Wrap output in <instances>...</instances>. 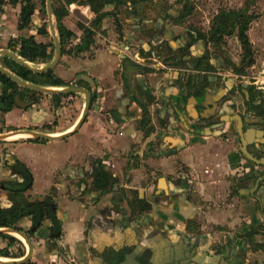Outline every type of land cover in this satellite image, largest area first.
Wrapping results in <instances>:
<instances>
[{"label":"crops","instance_id":"obj_1","mask_svg":"<svg viewBox=\"0 0 264 264\" xmlns=\"http://www.w3.org/2000/svg\"><path fill=\"white\" fill-rule=\"evenodd\" d=\"M3 1L0 50L19 57V46L13 52L7 49L8 42L30 35L37 43L50 42L41 0H16L15 5ZM81 1L67 7L68 15L62 22L72 33V39L79 43L82 31L77 24L89 26L97 15L102 16L97 28L92 29L94 43L85 53L72 50L61 55L53 71L64 86L46 88L76 87L88 91L94 101L84 122L74 130L84 107V96L79 93L22 91L23 100L31 106L24 110L13 107L2 115L0 134L7 135L3 149L12 160L24 164L33 178L32 187L24 196L32 199L50 195V206L61 222V233L56 239L50 235L48 221L27 238L32 247L29 261L33 264H111L109 255L120 262L136 245L133 252L144 258L143 264L168 262L174 242L157 238L139 242L136 229L150 226L152 232L158 231L157 211L164 209L153 200L161 193L170 194V188L183 200L185 195L191 197L188 207L182 208L199 221L197 228L200 227L201 236L207 239L202 246L204 251L208 252L212 245L217 248L223 245L218 242L220 232L231 237L229 233L245 227L263 228L264 182L251 191L255 180L243 177L242 172L248 169L231 138L222 140L192 133L179 122L182 117L191 126L196 119L194 99L184 84L189 74L191 80H197L198 76L174 67L190 26L185 21L181 26L170 21L178 14L169 4L172 0H167L165 5L161 0H136L118 6L109 0L97 12L92 3ZM192 1L186 0L180 9L188 3L193 6V13ZM27 4L33 7L28 13L29 23L25 29L18 30L20 12ZM52 21L55 29L54 16ZM43 24L48 36L36 34ZM197 47L203 49L201 43L188 46L184 67L188 68ZM28 64L34 68L44 66ZM83 76L90 82L84 81ZM144 106L152 128L148 135L138 127ZM28 132L68 136L62 140L35 142L32 139L37 138ZM13 136L19 138L12 139ZM100 173L107 174L109 186H93V180ZM170 177L171 185L167 179ZM185 177L189 182L186 193L181 191L184 185L179 184V178ZM15 180L19 178L4 164L0 154V182ZM174 180L177 185L172 184ZM137 199H144L148 207L140 205V210L132 209ZM166 203L172 212L170 207L176 201ZM7 204L6 192L0 188V205ZM19 227L28 231L31 221L25 219ZM258 239V243H263L264 235ZM17 240L21 244L15 242L8 249L15 258L0 257V264H19L17 261L26 255L25 242ZM244 245L241 239H234L229 249L224 250L225 263L234 264L245 251L244 264H249L251 258L254 264H264V250L254 251L251 245L249 248ZM7 246L8 238L0 236V250Z\"/></svg>","mask_w":264,"mask_h":264},{"label":"flooded vegetation","instance_id":"obj_2","mask_svg":"<svg viewBox=\"0 0 264 264\" xmlns=\"http://www.w3.org/2000/svg\"><path fill=\"white\" fill-rule=\"evenodd\" d=\"M127 3L130 2L122 0L121 5ZM181 10H183V7ZM180 11L175 19L171 18L170 20L176 26H181L186 19L184 18L180 23L177 22L180 17ZM133 19H135V16ZM114 22L118 28L117 21L114 20ZM208 24L210 26L206 28L204 32L190 27L186 29L187 40L184 48L180 49L179 61L174 64V67L177 68L178 71L184 73L192 72L198 76L197 80H191L189 74L187 80H185L184 88L188 90V94L191 96V99H194L193 101L196 105L195 110L197 116L194 121L203 124V127L200 128V133L207 134L211 138L222 140H227L228 137L231 138L230 141L232 145L236 147L238 156L244 160L247 166L246 168L248 169V172H242L243 177L253 175L255 177L254 180H256L258 177H264V164L258 165L246 158L242 153V141L245 142L247 152L254 159L257 161H264V62L258 61L255 58L256 51L253 48L254 42L252 39L253 36L250 33V25L245 32L246 38L243 43L238 39L236 32L229 36H223L219 42H215L218 40L211 39V37L207 35L210 31L211 21ZM196 32L205 33V40L198 39ZM229 40H234L236 43L237 51L235 57H232V54L227 49ZM80 42L76 43L75 46L80 44ZM198 43L202 44L203 49L200 50L197 47L195 51H193V59L190 58L192 60L189 61L188 68L184 67V64L188 61L186 58L189 55V53H187L188 46L197 45ZM199 78H202V82ZM16 95L20 97L22 102L29 103L23 100L20 93L15 94L14 97ZM3 103L2 88L0 87V108L3 106ZM13 107H17L15 103ZM2 115L3 113L0 111V121L2 120ZM1 156L4 164L9 167L11 172L13 171L15 176H17V171L9 154L3 150ZM84 177H86V175ZM96 177L97 178L92 182L93 186L99 185V174H97ZM167 179L171 185L172 178L170 177ZM179 182L180 185H184L181 191L186 193V185L189 186L187 177L183 179L179 178ZM176 183L177 180H174L172 184L177 185ZM173 190L174 189L171 190L170 188L168 189L170 194L165 195L161 193L156 197L157 200H153L157 201L159 206H161L160 208L164 209L157 211L158 219L156 221V229L158 231L152 232L150 226L136 229V233L138 231L137 235L139 236V242L142 239L147 240L149 238H157L158 240L166 239L171 244L174 242L173 244H175V246L172 249V257L164 264H226L227 253L224 252V250L226 248L229 249L234 239H241L245 243L244 246L248 245L249 248V244L244 238L246 233L250 231H259V234L253 236L255 243L259 242L258 237L260 238L261 235H264V227H260L262 229H248L245 227L241 230L229 233L232 235L231 237L230 235H224L220 232L218 242L223 245L220 248L212 245L208 253L202 249L207 239L201 236L202 232L200 227L197 228V222L199 221H197L196 218H191L189 210L184 211L182 208V206L184 207L185 205V207H188L191 197L185 195L183 200V197ZM144 199L151 198L146 197ZM144 199L143 201L142 199L139 201L137 199L136 205H131L132 209H139L140 205L148 207ZM173 200L176 201V204L170 207L172 208V212H170L168 211L170 204L166 202L171 201L173 204V202H175ZM161 202H165L166 204L163 203L160 205ZM142 209L143 208H141V210ZM177 226L179 227L177 228ZM135 247L136 245L132 247L131 251L133 258L137 263L143 264L144 258L135 256L133 252ZM129 253L130 252L127 254ZM245 255L246 252L243 251V257L241 256V258L239 256L234 264H244ZM131 262L133 261L131 260Z\"/></svg>","mask_w":264,"mask_h":264},{"label":"trees","instance_id":"obj_3","mask_svg":"<svg viewBox=\"0 0 264 264\" xmlns=\"http://www.w3.org/2000/svg\"><path fill=\"white\" fill-rule=\"evenodd\" d=\"M61 2L59 6L53 7L52 14L55 20V29L60 44L61 55L70 54L72 50H75L77 53H85L89 50L90 46L94 43L95 32L93 28L101 22L102 16H96V19L92 21L89 26H84L82 24H77L80 31H82V36L80 39V44L73 46V48H66L67 45H70L72 40V33H70L66 27L63 25V19L68 15L67 7L73 3H82L81 0H58ZM114 1L116 5H121L122 0H111ZM128 2H133L136 0H127ZM93 4L95 11L103 5V3L109 2V0H86ZM8 3L15 5L16 0H8ZM246 7L244 9H219L217 14L211 20L210 31L207 34L211 39H217L219 42L223 36L232 35L236 32V35L240 41L245 42V32L249 28L250 23L255 20V15L249 13V9ZM4 4L3 0H0V7ZM41 9L43 14L45 12V0H41ZM193 7L189 6L186 3L183 6L182 12H180V17L177 22H182L184 18L192 14ZM33 10V7L27 4L22 8L19 16L18 30H23L29 23L28 13ZM36 34L42 36H48L46 30V24L40 26L36 31ZM198 39L205 40L206 34L201 32H196ZM19 46L17 55L23 59L25 62L33 64H48L52 61L54 57V45L53 41L49 43H37L33 35L27 37H19L18 39H10L7 45V49L15 52V47ZM2 66L4 69L11 72L18 79L37 85L40 87H62L64 82L60 80L55 74L53 69L45 73L34 74L29 72L23 66L17 64L13 60L7 57H1ZM181 63V62H180ZM146 70V69H145ZM144 70V72H145ZM149 72V70H146ZM81 82V81H80ZM0 87L2 88V98L4 100L3 106L0 108V111L4 114L10 111L13 106L14 95L20 93L23 97L22 91L26 93H34L28 89H22L12 82L7 76L0 73ZM22 89V90H20ZM72 94V93H67ZM60 94V95H67ZM56 95V96H60ZM91 97V104L93 102ZM139 129H142L144 135H148L152 128L150 127L149 113L146 106L142 108V118L138 122ZM35 142L42 141L39 139H32ZM14 167L17 171V176L19 180L15 181H3L0 182V188L6 192V199L8 204L6 207L0 205V228L2 229H11L15 232L21 233L27 238H29L39 227L45 222L48 221L51 225L49 227V232L51 237L56 239L61 233V222L56 217L55 209L50 206L52 203L51 196H40L30 199L25 197V193L29 191L32 187V176L26 167L16 161L12 160ZM245 179L254 180L253 175L245 176ZM99 186L105 187L109 186L108 176L105 173L99 174ZM107 189V188H106ZM105 189V190H106ZM25 219L31 221V229L28 231L23 230L19 227V223ZM259 234V231H250L244 235V238L247 240L248 244L252 246L254 251L264 250V243H255L253 236ZM1 237L8 238V246L3 250H0V257L5 258H15L12 253L8 251L15 242L21 244L19 240L13 238L9 235L0 234ZM24 253H21L20 256H23ZM25 264H33L30 261Z\"/></svg>","mask_w":264,"mask_h":264},{"label":"water","instance_id":"obj_4","mask_svg":"<svg viewBox=\"0 0 264 264\" xmlns=\"http://www.w3.org/2000/svg\"><path fill=\"white\" fill-rule=\"evenodd\" d=\"M45 9H46V15H47V24L49 26V33L51 35L52 41H53V45H54V57L52 59V61L40 68H34L32 66H30L27 62L23 61L21 58L17 57L15 54L7 51V50H0V56L2 57H7L11 60H13L14 62H16L17 64L23 66L24 68H26L29 72L34 73V74H41V73H45L49 70H52L58 63L60 60V56H61V50H60V44L58 41V37L56 36L55 33V29H54V25H53V21H52V10H53V6H52V0H45ZM31 14V13H30ZM134 17V16H133ZM0 73L7 76L12 82H14L17 86L24 88V89H28L30 91L33 92H38V93H44V94H54V93H58V92H64V93H79L82 94L84 96V107H83V112L81 115L80 120L78 121L77 125L75 126L74 130L78 129L81 124L84 122V119L86 117V114L90 108V94L88 93V91L81 89V88H76V87H66L62 90H53V89H49L46 87H40L37 85H33L27 82H24L20 79H18L17 77H15L11 72H9L8 70L4 69L3 67L0 66ZM84 79V81H88L90 82V79L83 76L82 77ZM14 103L15 105L19 108V109H27L29 108L31 105L29 103H24L20 100V97L18 95H16L14 97ZM194 121V120H193ZM179 122L182 124L183 127H185L186 129H189L192 133H200V128L203 127L202 123H197V121H194V124H192L190 126V121L185 120L182 117H179ZM193 129H192V128ZM74 132V131H73ZM28 134L32 137V138H37V139H41V140H62L64 139L66 136H68V134L62 135V136H58V137H50L47 136L45 134H41V133H33V132H28ZM6 139V135H0V141L1 140H5ZM245 142L242 141V153L246 156V158L248 160H250L253 163L256 164H264L263 160L261 161H257L256 159H254L246 150L245 148ZM264 181V177H258L255 180L254 186L251 189L252 192H254L258 187L259 184L262 183ZM1 233H8V234H12V233H16L18 235H20L23 239L24 242L27 246V252L26 255L19 261H17V263L19 264H25L26 262L29 261L31 255H32V247L27 239L26 236H24L21 233L15 232L11 229H3L0 230V234ZM110 257V261L111 264H128L131 262V260L134 262V264H140L137 263L136 260L133 258L132 253L130 252L129 254H124V259L120 262H117L116 258L113 255H109ZM2 263V262H0ZM7 263H14V262H7Z\"/></svg>","mask_w":264,"mask_h":264},{"label":"rangeland","instance_id":"obj_5","mask_svg":"<svg viewBox=\"0 0 264 264\" xmlns=\"http://www.w3.org/2000/svg\"><path fill=\"white\" fill-rule=\"evenodd\" d=\"M162 3L168 4L167 0H161ZM172 3H169L174 13L179 12L181 9L182 4L186 2V0H172ZM249 9V13L255 15V20L251 23V35L253 36V44L255 49V58L258 61L264 62V0H193L192 4L195 5L194 12L192 13L189 18H187L184 24L190 26V28L201 30L204 32L210 22L211 18L218 12L219 9H244L246 7ZM61 2L58 0H52V6H59ZM167 6V5H166ZM151 11V10H150ZM46 12V9H45ZM152 12V11H151ZM177 16V14H175ZM46 18V14H44ZM128 17V16H127ZM80 23V22H78ZM56 32V31H55ZM57 36V33H56ZM52 38L50 35V42ZM78 41L71 40L70 45H67L66 48H73ZM227 49L232 54V57H235V53L237 51L236 43L234 40H229ZM2 129V122L0 121V131ZM1 135V134H0ZM5 142L4 140L0 141V154H2L3 146ZM245 178V177H244ZM246 180V179H245ZM210 233V232H209ZM264 241V240H263ZM253 258L250 259L249 264L253 263Z\"/></svg>","mask_w":264,"mask_h":264},{"label":"bare ground","instance_id":"obj_6","mask_svg":"<svg viewBox=\"0 0 264 264\" xmlns=\"http://www.w3.org/2000/svg\"><path fill=\"white\" fill-rule=\"evenodd\" d=\"M18 134H22V133H18ZM17 134V135H18ZM16 135V134H15ZM6 137H7V135H6ZM16 138H19L18 136H13L12 137V139H16ZM12 235L13 236H15L17 239H20L21 241L23 240V242H24V239L20 236V235H18V234H16V233H12Z\"/></svg>","mask_w":264,"mask_h":264}]
</instances>
